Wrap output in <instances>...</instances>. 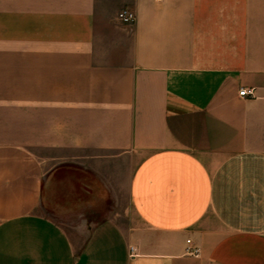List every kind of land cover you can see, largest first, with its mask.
Instances as JSON below:
<instances>
[{
  "label": "crops",
  "instance_id": "0c3cea01",
  "mask_svg": "<svg viewBox=\"0 0 264 264\" xmlns=\"http://www.w3.org/2000/svg\"><path fill=\"white\" fill-rule=\"evenodd\" d=\"M0 264H264V0H0Z\"/></svg>",
  "mask_w": 264,
  "mask_h": 264
},
{
  "label": "built area",
  "instance_id": "2783aa9c",
  "mask_svg": "<svg viewBox=\"0 0 264 264\" xmlns=\"http://www.w3.org/2000/svg\"><path fill=\"white\" fill-rule=\"evenodd\" d=\"M119 18L121 19V21L125 24L128 25H133L136 22V14L130 10H124L123 12L120 13ZM241 96L242 97H250V96H254L253 91H247L244 90L241 92Z\"/></svg>",
  "mask_w": 264,
  "mask_h": 264
},
{
  "label": "rangeland",
  "instance_id": "374dc122",
  "mask_svg": "<svg viewBox=\"0 0 264 264\" xmlns=\"http://www.w3.org/2000/svg\"><path fill=\"white\" fill-rule=\"evenodd\" d=\"M129 211H130V207L128 208V213H129Z\"/></svg>",
  "mask_w": 264,
  "mask_h": 264
}]
</instances>
